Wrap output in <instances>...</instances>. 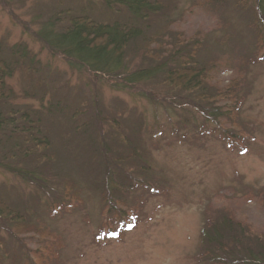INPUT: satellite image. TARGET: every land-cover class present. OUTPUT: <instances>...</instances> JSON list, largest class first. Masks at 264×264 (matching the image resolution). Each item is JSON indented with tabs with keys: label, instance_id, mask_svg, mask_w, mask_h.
I'll return each instance as SVG.
<instances>
[{
	"label": "rangeland",
	"instance_id": "374dc122",
	"mask_svg": "<svg viewBox=\"0 0 264 264\" xmlns=\"http://www.w3.org/2000/svg\"><path fill=\"white\" fill-rule=\"evenodd\" d=\"M101 2L0 0V53L26 45L48 88L43 102L25 98L17 69L7 80L15 93L9 102L32 107L52 143L49 161L34 155L21 164L6 142L11 127L0 132V195L33 229L45 230L15 236L0 218V264H200L206 220L233 216L245 230L264 233V62L245 60L247 36L234 25L240 16L218 0H169L170 14L156 22L170 24L174 35L206 39L205 58L217 65L212 82L238 89L217 103L227 114L238 104L234 118L215 120L204 100L169 88L160 76L128 84L129 73L152 64L143 60L147 53L130 49L126 70L113 78L71 67L39 39L41 23L57 10L90 11ZM113 120L138 135L134 171L116 159Z\"/></svg>",
	"mask_w": 264,
	"mask_h": 264
},
{
	"label": "trees",
	"instance_id": "16d2710c",
	"mask_svg": "<svg viewBox=\"0 0 264 264\" xmlns=\"http://www.w3.org/2000/svg\"><path fill=\"white\" fill-rule=\"evenodd\" d=\"M218 1L226 7H232L234 13L242 19V22L237 20L234 23L238 26L234 31L247 36L245 60L250 63L264 62V52H259L264 46V0ZM170 9L169 0H102L101 8L92 7L90 11H86L85 8L75 10L72 6L63 7L41 23L37 34L49 48L68 58L71 67L79 71L87 69L91 72H103L113 78L126 70L123 65L130 49L133 54L139 51L147 53L143 55V60H148L152 64L146 66L143 62L135 71L129 73L125 77L128 84H137L160 76L161 83L168 85L169 88L204 100L212 110H216L215 120L224 116H228L229 120L233 119V109L238 104L228 109L227 114L221 112V107L217 103L225 96L237 95L238 89L233 85L225 89L218 88L212 82L210 71L215 70L217 65L214 61H212L214 64H210L211 61L205 58L202 46H208L206 39L200 36L193 39L183 38L185 35L183 31L174 35L170 30V24L156 23L160 17L168 16ZM17 69L21 71L25 98H38L43 102L48 92L45 78L42 80L45 76L42 74L40 61L26 45H14L5 54L1 52L0 132L7 133L6 129L11 127L6 142L11 152L14 154L17 152L21 164L30 162L29 158L34 155L49 161L50 156L46 151L50 149L52 143L42 132L39 119H35L32 113L34 109L9 102L15 97V93L7 80L14 76ZM52 84L54 88L55 83ZM18 116L23 123L17 121ZM112 125L119 130L117 134L119 138H114L119 153L116 159L127 164L130 171H134L138 157V135L133 136L132 130L133 134L124 132L117 120H113ZM130 129L137 131L139 127L131 126ZM218 135L222 141L227 140L229 136L224 130H219ZM20 140L23 143H20ZM105 149L108 153L111 151L107 142ZM34 150L43 151V154H35ZM99 150L100 153L103 151ZM98 163L101 164L100 161ZM23 172L27 173L19 167L18 173L24 174ZM128 184L127 187H133L131 182ZM67 185L72 186L69 180ZM121 186H126L125 181ZM117 195L121 196L119 192ZM0 218L9 222L15 236L28 232L30 228L37 235L45 232L40 230V227L33 229L23 210L17 211L10 207L1 195ZM216 220L214 222L206 220L207 223L202 227V253L198 255L200 264H264V233H257L249 227L245 230L243 227L245 224L236 221L233 216H222ZM2 257L0 256V261Z\"/></svg>",
	"mask_w": 264,
	"mask_h": 264
}]
</instances>
